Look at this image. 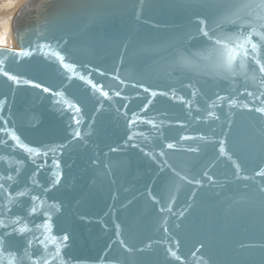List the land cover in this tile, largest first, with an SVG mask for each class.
<instances>
[{
	"label": "water",
	"instance_id": "water-1",
	"mask_svg": "<svg viewBox=\"0 0 264 264\" xmlns=\"http://www.w3.org/2000/svg\"><path fill=\"white\" fill-rule=\"evenodd\" d=\"M217 2L26 0L13 17L15 49L59 40L67 61L86 77L68 83L70 74L40 52L9 58L4 68L63 89L80 105L81 137L73 139V113L56 97L0 73V141H6L0 143V177L15 178L8 182L14 193L32 187L29 177L48 188L62 173L46 196L40 187L32 194L61 205L52 222L55 235H69L66 264H264V177L257 175L264 169V114L217 99L234 98L254 109L264 106V89L241 77L205 74L194 55L201 41L189 39L197 16L216 11L204 5ZM245 86L260 98L247 96ZM134 115L139 119L130 124ZM9 130L47 156L16 146ZM221 144L231 160L220 154ZM18 205L9 215L42 222V216L27 217V198ZM29 238L12 234L6 250L19 255ZM30 251L42 254L35 241Z\"/></svg>",
	"mask_w": 264,
	"mask_h": 264
},
{
	"label": "snow or ice",
	"instance_id": "snow-or-ice-1",
	"mask_svg": "<svg viewBox=\"0 0 264 264\" xmlns=\"http://www.w3.org/2000/svg\"><path fill=\"white\" fill-rule=\"evenodd\" d=\"M206 9H215L214 14L210 15H198L196 23L198 25L196 34L189 37L190 40L201 41L198 50L195 52V56L200 61L204 62L206 68L205 74H210L214 77L221 79L233 80L234 78L241 77L245 82L252 81L259 85L260 89H264V0H218L215 4L204 5ZM231 28V30H229ZM23 43V41H21ZM6 44V41H4ZM40 52L45 57L51 56L58 61L61 68L70 75H65V79L68 83L74 77H78L80 80H86L84 75L77 72V65L67 61L66 56L61 50V43L59 40L53 43H35L20 49L4 47L0 48V73L13 81L16 85L21 83L25 85H31L34 88L41 89L44 93H49L53 97H56L55 103L61 105L63 108L70 110L73 113V122L77 126L72 133L73 139L80 138L81 132L79 131V125L82 120L81 107L72 98H70L63 89L53 90L52 87H47L43 83H37L34 80L23 79L15 74H11L5 71V65L9 61V58L15 62L18 59L32 57L34 53ZM185 64H189L190 61L184 60ZM119 79V77H116ZM91 85L93 89H98L105 97L109 96L107 91H104L103 85L94 83L91 79L86 81ZM121 83H123L121 81ZM67 85H65L66 87ZM143 87V85H140ZM149 91L148 89H144ZM235 91V89H233ZM245 93L249 97L259 99L260 97L254 96V93L247 91L245 86ZM158 93L151 92L154 97ZM161 95H167V93H160ZM243 94V93H242ZM115 95L119 96L120 93L116 92ZM174 95V94H173ZM260 96L264 97V91L260 92ZM182 99V98H181ZM217 99L224 101L227 99L229 106H239L254 110L258 113L264 114V106L250 108L248 103H239L234 98H226L223 96H217ZM151 103V100L148 101ZM210 116H215L214 112H209ZM139 119L135 115L130 121V124H134ZM219 119V117H216ZM152 124V121H147ZM155 126V125H154ZM10 131V138L15 142V145L19 148L25 149L28 153L36 155L47 156V152L41 153L38 149L32 148L27 144H24L20 137L16 135L14 131ZM131 139V137H129ZM182 139H188V137H182ZM5 143L6 141H0ZM64 146H61V148ZM174 144H167V148H174ZM196 151L197 149H191ZM54 152L55 149H52ZM221 155L228 156L231 160V156L226 152L223 144L219 148ZM163 156V152L160 153ZM3 159V157H0ZM17 163L23 165V161ZM46 163V161H45ZM234 163V167L240 170V164ZM53 167L55 169L60 168L58 160L53 161ZM33 173L35 176L38 174ZM173 171H175L173 169ZM17 175L20 174V169H16ZM179 176V173H176ZM207 175V173H204ZM257 175L264 177V169H261ZM61 172L56 173V178L50 182L48 188H43L39 184L38 180H33L29 177L32 187H40L42 194L47 193L60 183ZM182 180H187V177H180ZM0 180L5 183H0V199L4 201L0 204V264H66L64 259V249L68 247L69 235L67 233L57 236L53 232V215L61 211V205L58 203L46 204L45 199H41L40 195L32 194V187L25 186L22 190L10 191L11 183L16 182L12 175L7 177H0ZM7 183V187H6ZM189 183H199V181H189ZM264 191V189H262ZM21 198H27L30 201V206L26 209L27 217L42 216L41 223H29V220L21 215H9L12 212L13 205H18ZM155 200V197H153ZM165 209H161L164 211ZM171 211L169 207L167 209ZM183 215V213H180ZM167 231V229H165ZM18 236H24L30 234V238L26 241L25 248L18 255L16 251L6 250L7 238L12 234ZM35 241L36 245L42 250L41 255L34 256L30 249ZM119 243L124 249L131 253L134 251L132 247H129L124 240H120ZM178 243V242H177ZM150 246V245H149ZM204 247L203 244L200 246ZM245 247V245H241ZM264 248V245H261ZM138 251H143L139 249ZM168 252L176 259H180L172 247L168 248ZM203 261V258H201ZM206 264V262H203Z\"/></svg>",
	"mask_w": 264,
	"mask_h": 264
},
{
	"label": "bare ground",
	"instance_id": "bare-ground-1",
	"mask_svg": "<svg viewBox=\"0 0 264 264\" xmlns=\"http://www.w3.org/2000/svg\"><path fill=\"white\" fill-rule=\"evenodd\" d=\"M25 1L0 0V46L17 47L12 31V19Z\"/></svg>",
	"mask_w": 264,
	"mask_h": 264
},
{
	"label": "rangeland",
	"instance_id": "rangeland-1",
	"mask_svg": "<svg viewBox=\"0 0 264 264\" xmlns=\"http://www.w3.org/2000/svg\"><path fill=\"white\" fill-rule=\"evenodd\" d=\"M17 48V47H16Z\"/></svg>",
	"mask_w": 264,
	"mask_h": 264
}]
</instances>
